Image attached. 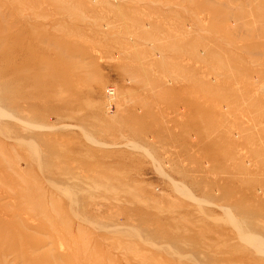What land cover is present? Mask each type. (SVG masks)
<instances>
[{"label": "rangeland", "instance_id": "1", "mask_svg": "<svg viewBox=\"0 0 264 264\" xmlns=\"http://www.w3.org/2000/svg\"><path fill=\"white\" fill-rule=\"evenodd\" d=\"M0 12V264H264V0Z\"/></svg>", "mask_w": 264, "mask_h": 264}, {"label": "bare ground", "instance_id": "2", "mask_svg": "<svg viewBox=\"0 0 264 264\" xmlns=\"http://www.w3.org/2000/svg\"><path fill=\"white\" fill-rule=\"evenodd\" d=\"M1 13V12H0ZM4 55V54H3ZM3 57V56H2ZM1 58V57H0ZM2 66V65H1ZM5 67H6V65H5ZM4 67V69H6ZM3 70V69H2ZM4 71V70H3ZM6 71V70H5ZM5 71H4V73H5ZM11 73V72H10ZM16 80H17V78H16ZM13 82V81H12ZM9 83V82H8ZM9 85H10V83H9ZM107 93H108V97L109 96H111V95H113V93H114V89H112V88H108L107 89ZM6 95V94H5ZM113 97V96H112ZM5 102V101H4ZM9 103V102H8ZM15 104V103H14ZM15 106V105H14ZM17 106V105H16ZM12 107V106H11ZM110 114V113H109ZM9 116V114H8V111H6V110H4L3 108H1L0 107V118H2V117H5V116ZM11 115V114H10ZM5 119V118H4ZM11 120H13L12 118H11ZM16 120V119H15ZM16 123V122H15ZM14 123V124H15ZM5 124V123H4ZM35 128V127H34ZM241 232H243V231H241ZM247 234H243V233H240V236L239 237H241V236H246ZM253 242H255L256 244H255V247L256 248H261V250H263L264 251V242L263 241H261V239L260 238H255V239H253L252 240ZM259 250V249H258ZM257 250V251H258Z\"/></svg>", "mask_w": 264, "mask_h": 264}]
</instances>
